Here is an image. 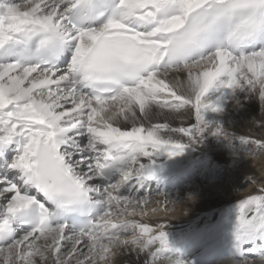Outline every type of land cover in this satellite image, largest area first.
I'll return each mask as SVG.
<instances>
[{"label": "snow or ice", "instance_id": "snow-or-ice-1", "mask_svg": "<svg viewBox=\"0 0 264 264\" xmlns=\"http://www.w3.org/2000/svg\"><path fill=\"white\" fill-rule=\"evenodd\" d=\"M224 89L264 102V0H0V147L17 145L20 173H0V264H111L118 248L184 264L166 225L129 217L148 215L155 157L232 141L204 116ZM188 109L191 127L151 123ZM237 207V264H264V194Z\"/></svg>", "mask_w": 264, "mask_h": 264}, {"label": "bare ground", "instance_id": "bare-ground-1", "mask_svg": "<svg viewBox=\"0 0 264 264\" xmlns=\"http://www.w3.org/2000/svg\"><path fill=\"white\" fill-rule=\"evenodd\" d=\"M186 75V72L169 73L168 79L178 76L179 79L184 80ZM210 96L212 97V107H219L222 111L215 112L210 107L204 112L205 119L213 125H222L233 135L232 141L230 142L224 136L206 135L202 141L187 146L181 155L169 157L165 153L155 157L153 168L158 174L196 173L180 189L150 198L147 205L148 215L129 217V219H135L153 227L159 224L166 225L165 231L170 249L175 246L174 240L177 235L201 227L203 232H206L205 238L200 239L198 236L197 238L204 241V245L210 242L214 243L213 256L222 258L229 250L236 251V247L232 249L235 244H229L224 254L217 251L216 245L223 239L230 243H236L235 239L233 241L226 239L225 235L226 228H228L227 226L231 227L229 222L232 223L234 216L232 217L228 211V214L225 215L223 210L234 209L240 200L248 195V190L242 188L245 181H241L236 187L233 186L236 184V175L240 169L242 172V167H246L249 173H253L259 166L258 170L260 171L261 165L264 164V152L260 153L259 158L257 155L253 158L240 150L241 139L244 137L264 140V106H262L261 100L255 94H250L248 90H237L233 93L231 89H224L220 93H210ZM154 111L159 112V110ZM151 123H168L172 128H179L191 127L195 121L191 109L180 113H170L164 110L155 115ZM145 124L147 125L148 121H145ZM258 125L260 126L258 127ZM126 127H130V125H126ZM163 135H172L175 139L188 143L187 137L179 133L165 132ZM15 151L17 152V147ZM78 159L80 158L74 157V160ZM207 161L214 165V170L206 169V171L210 169V175L203 174L204 164ZM144 162H147L146 158ZM234 168L239 172L237 173ZM215 169L218 172L219 170L224 171V176L216 183L209 185L207 184L209 179L216 176ZM82 170L86 171V167H83ZM5 176L12 179L10 174ZM257 181H263L262 176L257 178ZM241 190L243 191L241 192ZM194 200L195 202H193ZM152 209H156V211H152ZM197 238L191 237L189 240L193 244ZM257 243L264 244V240ZM246 247H251V245ZM184 253L190 254L188 251H184ZM212 253L210 252L211 256ZM192 257L184 260V264H195ZM147 259L148 257L144 253L129 248H118L111 257V264H146ZM224 260L228 259L224 257L219 261ZM224 264H237V262L225 261Z\"/></svg>", "mask_w": 264, "mask_h": 264}, {"label": "rangeland", "instance_id": "rangeland-1", "mask_svg": "<svg viewBox=\"0 0 264 264\" xmlns=\"http://www.w3.org/2000/svg\"><path fill=\"white\" fill-rule=\"evenodd\" d=\"M260 125H258V127H259ZM207 152H209V151H207ZM262 155V154H261ZM257 157L259 158L260 157V154H258L257 155ZM210 167V168H213V163H209V162H205V167ZM260 167V166H259ZM258 167V168H259ZM258 168L253 172V173H249V171L248 170H246V167H242V172H241V169L238 171V170H236V168H234L235 169V171H237V173H238V175H236V184H234L233 186L234 187H236L238 184H240V182L241 181H245V183H243L242 185V188L244 189H246V190H248V195H245L244 196V199L245 198H247L248 196H250V195H259V194H264V164L263 165H261V168H260V171L258 170ZM210 172V171H209ZM224 171H221V170H219V172H218V170L217 169H215V174H216V176L213 178V179H209V182L207 183V184H209V185H211V184H214V183H216V181H218V180H220L221 178H222V176H224V173H223ZM221 173V174H220ZM258 173V174H257ZM207 174H208V172H207ZM223 174V175H222ZM221 177H220V176ZM262 176V178H263V181H257V178H260ZM218 178V179H217ZM211 180H212V182H211ZM205 182V181H204ZM260 182V183H259ZM206 183V182H205ZM251 190H250V189ZM243 190H241V192H242ZM250 193V194H249ZM221 196V195H220ZM223 196V195H222ZM239 204V203H238ZM237 204V205H238ZM233 208H227V209H224L223 210V212H224V214L225 215H227L228 213L230 214H232V217H233V221H232V223H230L229 222V224H231V227L230 226H227L228 228H226V230H227V232H226V239L228 238V239H231L232 241L234 240V235H233V233H234V231H235V227H236V223H237V221H238V216H239V212H238V207L237 206H235V208L232 210ZM232 210V211H231ZM227 211H228V213H227ZM234 212V213H233ZM235 214V215H234ZM224 228H225V226H224ZM199 229V228H198ZM224 230V229H223ZM229 230V231H228ZM225 237V236H224ZM225 243H226V245H227V243H230L229 241H226L225 239H223L222 241H220L217 245H216V247L218 248L217 249V251L218 252H224V250H225V248L226 247H224V245H225ZM223 245V246H222ZM220 247L221 248H223V250H220ZM228 247V246H227ZM236 260H239V259H235V260H231V259H228V260H224V261H217L216 262V264H220V263H223L224 264V262L225 261H235V262H237Z\"/></svg>", "mask_w": 264, "mask_h": 264}, {"label": "clouds", "instance_id": "clouds-1", "mask_svg": "<svg viewBox=\"0 0 264 264\" xmlns=\"http://www.w3.org/2000/svg\"><path fill=\"white\" fill-rule=\"evenodd\" d=\"M262 102V101H261ZM262 106H264V102H262ZM248 156H251V157H255L256 155H255V153H252V154H250V155H248ZM193 202H195V200L193 201Z\"/></svg>", "mask_w": 264, "mask_h": 264}]
</instances>
